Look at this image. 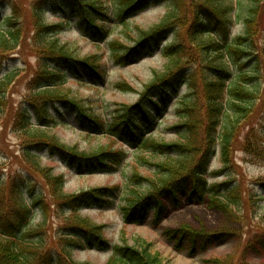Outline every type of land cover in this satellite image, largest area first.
Segmentation results:
<instances>
[{
	"label": "trees",
	"instance_id": "trees-1",
	"mask_svg": "<svg viewBox=\"0 0 264 264\" xmlns=\"http://www.w3.org/2000/svg\"><path fill=\"white\" fill-rule=\"evenodd\" d=\"M261 1L251 0L245 13L240 11L244 8L240 6L241 0H117V16L121 21L157 4L167 3L171 7L158 23L141 33L136 46L121 55L123 64L136 58L134 55L144 49L155 51L172 30L175 37L163 49L167 58L164 70L155 71L152 84L147 86L138 102L117 111L108 123L87 113L81 100L63 87L67 72L82 77L84 71L95 80H103L99 66L89 58L76 59L61 42L58 34L69 25L68 19L55 24L41 21L46 8L58 15L70 13V16L78 18L77 24L84 33L105 39L108 34L105 25L98 23L99 16H108L102 0H31L33 14L38 17L35 35L37 52H40L38 70L31 82V106L37 111V123L31 121L27 108L22 110L15 123L25 143L23 157L28 177L0 178V264H94L77 262L72 258L71 251L85 243L87 248L111 249L112 255L106 264H158L146 249L111 245L103 237L100 226L79 215L82 208L112 204L111 198L119 191L117 187L67 194L64 191L67 183L65 174L55 175L50 167L42 165L36 152L44 149L53 156L59 155L67 165L86 168L87 171L98 168L117 171L126 158L123 150L103 147L88 152L64 143L49 129L57 123L56 114L61 115L63 109L73 112L89 132L106 134L123 140L130 147L164 157L159 164L166 172L160 177L158 187L122 207L127 223L145 220L150 210L155 211L159 219L166 208L163 203L165 194L171 196L176 204L183 194H187L189 199L204 201L209 193L213 204L224 209L225 198L233 196L234 191H231L234 189H223L226 183L207 184V172L217 150L225 167L233 165L230 154L237 148H242L252 159L264 162V132L257 134L251 128L245 138H241V121L251 118L250 113L264 107V101L259 107L256 104L262 84L256 76L261 72L259 60L253 67L246 68L253 54L257 27L253 12L257 9L256 2L260 4ZM5 2L8 0H0V6ZM16 3L13 6L16 7ZM243 14L246 32L232 36V26ZM6 21L8 27L0 24V60L19 47L24 26L15 16ZM16 76L17 72L10 71L0 78V119L8 107L7 90ZM209 76L211 79H207ZM184 84L188 85L189 92L175 110L180 119L175 126L180 141L172 144L159 142L148 134L170 108L174 95ZM200 150L199 154L193 155ZM35 174L57 197L61 211L68 209L73 213L74 224L61 232L60 239L66 244L60 243L64 247L57 250L58 256L44 255L41 252L43 244L32 241L31 233L26 232L33 211L42 203L41 195L33 194L30 183ZM135 177L140 178L137 174ZM168 234L179 242L186 240L191 246L197 241L196 235L187 227L168 231ZM212 237L216 238V235ZM62 254L67 258L66 263L62 261Z\"/></svg>",
	"mask_w": 264,
	"mask_h": 264
},
{
	"label": "rangeland",
	"instance_id": "rangeland-1",
	"mask_svg": "<svg viewBox=\"0 0 264 264\" xmlns=\"http://www.w3.org/2000/svg\"><path fill=\"white\" fill-rule=\"evenodd\" d=\"M250 1L241 0L240 6L244 8H240V11L246 13V5ZM13 3H16V7ZM102 3L108 16H99L98 23L105 25L108 32L105 39L93 38L84 33L77 24L78 18L70 16V13L58 15L46 8L41 21L44 24H55L66 22L68 19L69 26L59 33L58 37L76 59L89 58L95 62L104 79L95 80L84 71L82 77L67 72L63 87L66 91L70 89V94L81 100L87 113L110 123L117 111L138 102L147 86L152 84L155 71L164 70L167 58L163 49L173 41L175 34L172 30L155 51L144 49L140 54L134 55L136 58L123 64L121 55L126 53L128 48L136 46L141 33L158 23L171 7L167 3L157 4L121 21L117 16V0H102ZM256 4L257 9L253 12L257 25L254 49L250 55L251 60H246V68L253 67L255 61L259 60L261 72L256 74L262 83L260 99L256 103L259 107L264 101V0ZM12 16L24 23V26L19 47L0 60V78L10 71L17 72L7 90L8 107L0 119L2 179L28 177V167L23 157L25 143L15 123L24 108L28 109L32 122L37 123V111L31 106V82L38 70L40 56L35 35L38 17L33 14L31 0H8L4 15L0 17V24L8 27L6 19ZM244 17L245 14L235 20L231 29L232 36L246 32ZM188 92V85H182L178 94L174 95L170 108L158 119L148 135H153L162 143L172 144L180 141L181 137L175 128L180 119L175 110ZM51 111L54 112L52 108ZM56 116L57 123L49 129L67 145L88 152L106 147L126 153V158L118 170L108 172L103 168L87 171L86 168L69 166L59 155L53 156L46 149L36 152L43 166L50 167L55 175L65 174L67 183L64 191L67 194H78L101 187L119 189L118 194L111 198L112 204L105 207L96 204L79 210V215L92 219L101 227L103 237L111 245L146 249L157 259L158 264H264V162L252 159L242 148H237L230 154L233 165L225 167L217 150L207 172V184L226 183L223 189H234L231 191H234L233 196L225 198L226 206L223 210L213 204L209 193L204 201L189 199L187 194H183L176 204L172 202L171 196L165 194L163 203L166 208L159 219L157 213L150 210L145 220L127 223L122 207L158 187L160 177L166 172L163 165L159 164L164 161V157L148 150L130 147L123 140L114 139L109 135L89 132L78 122L76 115L67 109H63L62 114ZM250 116L251 118L241 121L242 139L251 128L257 134L264 132V107L250 113ZM136 174L140 178L135 177ZM33 177L35 180L30 182L33 194L41 195L42 203L33 211V218L26 232L31 233L32 241L43 244L41 252L44 255L58 256L57 250L63 246L60 243L66 244L60 239L61 232L67 231V227L74 224L73 213L68 209L61 211L57 205V197L52 195L45 182L37 174ZM29 193L30 189L27 190V194ZM29 201L28 197L27 202ZM183 227L189 228L196 235L194 246L186 240L179 242L168 234V231ZM213 235H216V238L212 237ZM87 245L85 243L83 247H75L71 251L74 261L106 264L110 260L111 249L87 248ZM62 256L64 257L63 254ZM62 261L66 263L67 258H62Z\"/></svg>",
	"mask_w": 264,
	"mask_h": 264
}]
</instances>
